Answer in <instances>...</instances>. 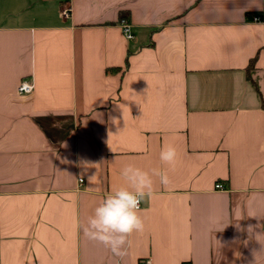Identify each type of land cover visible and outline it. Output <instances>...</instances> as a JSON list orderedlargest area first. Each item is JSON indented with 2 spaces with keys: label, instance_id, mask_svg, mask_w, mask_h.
<instances>
[{
  "label": "crops",
  "instance_id": "0c3cea01",
  "mask_svg": "<svg viewBox=\"0 0 264 264\" xmlns=\"http://www.w3.org/2000/svg\"><path fill=\"white\" fill-rule=\"evenodd\" d=\"M129 164L171 183L118 257L83 227ZM145 260L264 264V0H0V264Z\"/></svg>",
  "mask_w": 264,
  "mask_h": 264
},
{
  "label": "clouds",
  "instance_id": "9594fccd",
  "mask_svg": "<svg viewBox=\"0 0 264 264\" xmlns=\"http://www.w3.org/2000/svg\"><path fill=\"white\" fill-rule=\"evenodd\" d=\"M178 159L175 146L165 145L160 152V160L169 168H174ZM124 185L108 193L94 208L83 227L84 235L118 256L127 254L126 246L134 232H143L144 219L140 215V205L153 194V176H158L165 187L171 183L167 170L153 169L150 174L129 164L121 170Z\"/></svg>",
  "mask_w": 264,
  "mask_h": 264
},
{
  "label": "built area",
  "instance_id": "2783aa9c",
  "mask_svg": "<svg viewBox=\"0 0 264 264\" xmlns=\"http://www.w3.org/2000/svg\"><path fill=\"white\" fill-rule=\"evenodd\" d=\"M65 14L69 13V9H66L64 11ZM255 20L256 21H260L261 18L260 17H255ZM122 28H123V33L126 34V36L129 38V39H132L134 38V35L131 34V24L129 23V21L127 19H124L122 21ZM34 89V84L28 80H24L21 82L19 88H18V91L21 93V94H25V93H31ZM217 188H223V185L221 183H218L217 185ZM142 264H151L150 260H145V262H143Z\"/></svg>",
  "mask_w": 264,
  "mask_h": 264
},
{
  "label": "trees",
  "instance_id": "16d2710c",
  "mask_svg": "<svg viewBox=\"0 0 264 264\" xmlns=\"http://www.w3.org/2000/svg\"><path fill=\"white\" fill-rule=\"evenodd\" d=\"M127 13L126 12H121L120 13V19H124L126 18ZM255 62H256V57H254L253 59H251L250 64L248 65V68H253L255 66ZM114 70V69H111ZM111 70H108V72H111Z\"/></svg>",
  "mask_w": 264,
  "mask_h": 264
}]
</instances>
